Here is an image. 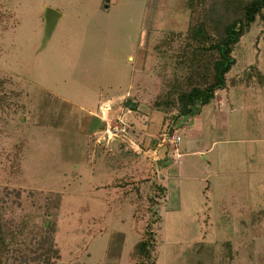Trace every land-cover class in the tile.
<instances>
[{"label": "rangeland", "instance_id": "rangeland-1", "mask_svg": "<svg viewBox=\"0 0 264 264\" xmlns=\"http://www.w3.org/2000/svg\"><path fill=\"white\" fill-rule=\"evenodd\" d=\"M194 1L190 9L189 0H0V232L25 246L53 221L54 264H131L161 173L114 112H159L150 104L157 96L187 88L196 66L189 34L221 7ZM45 8L60 16L43 43ZM231 55L215 94L231 104L219 128L204 126L203 151L188 150L178 130L180 156L166 169L174 188L153 226L154 264H264V92L255 88L264 8ZM245 82L254 85L248 97ZM177 108L163 112L167 123ZM175 118L169 136L183 124Z\"/></svg>", "mask_w": 264, "mask_h": 264}, {"label": "trees", "instance_id": "trees-1", "mask_svg": "<svg viewBox=\"0 0 264 264\" xmlns=\"http://www.w3.org/2000/svg\"><path fill=\"white\" fill-rule=\"evenodd\" d=\"M106 5L109 0H101ZM194 0H189V8L194 7ZM234 3H236L234 5ZM214 13L206 15L195 25L190 35L189 53L192 71L185 78L186 89L178 85L171 87L175 96L156 97L150 104L166 112L170 105H176L175 117H186L198 112L199 108L208 104L217 90L225 85V76L235 63L231 55L233 46L250 28L256 16L264 8V0H221ZM178 87V88H177ZM163 110V111H162ZM173 119L169 118L167 132H170ZM101 122V120H99ZM97 126V125H96ZM103 122L99 129H103ZM157 191L148 196L147 210L150 216L141 230L140 238L134 243L129 253L131 264H154L155 232L153 226L159 222L157 212L166 189L157 184ZM7 234L10 235L6 236ZM54 222L45 223V229L38 238L19 243L12 233L0 232V264H54L59 258V249L54 243ZM32 243V244H31ZM31 244V246H27Z\"/></svg>", "mask_w": 264, "mask_h": 264}, {"label": "crops", "instance_id": "crops-1", "mask_svg": "<svg viewBox=\"0 0 264 264\" xmlns=\"http://www.w3.org/2000/svg\"><path fill=\"white\" fill-rule=\"evenodd\" d=\"M258 66L259 65L257 64V69L261 76H257L255 88L258 93L262 94L264 92V72L262 68ZM252 86L254 85L250 82L242 84L241 90L244 96L248 97L250 94L249 90L252 89ZM259 96L261 97L262 95ZM229 101L230 98L228 97L226 100V97L219 99L218 96H215L208 104L201 106L197 113L184 117L183 124H174L173 128H177L178 130L183 127L185 128V132H187L188 136V150H193V152H198V150L203 151L204 126L208 125L210 128L211 122L214 121V127L217 126L219 128L220 124L217 123L218 114L220 113L219 111H222L225 114V104L227 102L231 104ZM253 101L255 100L253 99ZM212 102L213 109L216 108V111L214 110V118L210 114V106L212 105ZM208 107V113H203V109ZM232 110H234V107H231L228 112H232ZM165 115L166 114L162 112L148 110V107H146V110L142 111L138 105L135 107L133 105H129V107L119 106L117 109L115 108L114 112V118L117 119L116 124L120 129L121 127H123L124 130L127 128V131L130 132L131 135L136 133L134 136L136 139L133 142V149H140L143 154L146 155L151 154V161L155 165L157 171H160L161 173L160 185L164 186L166 189L164 200L168 195V192L171 190L170 188H174L176 180V176L173 175L171 170H166L168 169L167 163L172 152L168 146L169 133L166 131L167 121L164 117ZM190 122H192L191 125H189ZM210 148L211 145L207 150ZM202 157H204V155ZM86 259V262H90V259Z\"/></svg>", "mask_w": 264, "mask_h": 264}, {"label": "water", "instance_id": "water-1", "mask_svg": "<svg viewBox=\"0 0 264 264\" xmlns=\"http://www.w3.org/2000/svg\"><path fill=\"white\" fill-rule=\"evenodd\" d=\"M59 13L52 8H45L43 13L44 33L42 42L44 43L50 35L55 20L59 17Z\"/></svg>", "mask_w": 264, "mask_h": 264}, {"label": "built area", "instance_id": "built-area-1", "mask_svg": "<svg viewBox=\"0 0 264 264\" xmlns=\"http://www.w3.org/2000/svg\"><path fill=\"white\" fill-rule=\"evenodd\" d=\"M180 141V136L178 134V129L174 128L173 134H171L168 137V142L173 146L172 149H170V151L175 154L176 157L180 156V153L177 149V144Z\"/></svg>", "mask_w": 264, "mask_h": 264}]
</instances>
